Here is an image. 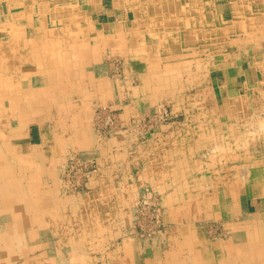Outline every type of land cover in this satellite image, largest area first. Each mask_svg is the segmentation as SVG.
<instances>
[{"label":"crops","instance_id":"obj_1","mask_svg":"<svg viewBox=\"0 0 264 264\" xmlns=\"http://www.w3.org/2000/svg\"><path fill=\"white\" fill-rule=\"evenodd\" d=\"M40 1L41 14L52 11L64 25L27 17L21 4L4 16L0 9V91L3 85L8 95L21 89L2 106L5 154L30 175L41 173V180L49 164L61 172L70 150L104 155L102 177L87 196L57 201L48 234L53 245L44 242L40 249L72 254L53 264H264V0H81L93 19L88 23L77 15L78 0H48L49 8ZM79 26L86 35L78 37ZM111 49L125 58L118 81L96 79L94 64L78 72L83 55L103 61ZM178 59L193 65L183 80L174 78L183 69L172 61ZM108 70L105 65L102 75ZM31 76L55 86L31 90ZM90 87L103 98L116 92L126 123L163 101L184 116L159 128L147 144L124 133L100 144L89 127ZM44 122L52 127L43 130ZM20 138L29 140L28 150L14 147ZM56 184L49 187L58 194ZM144 185L162 194L167 251L160 244L151 252L150 244L125 236L116 240L133 223L126 216L130 188ZM208 220L230 224L227 242L205 237L199 225Z\"/></svg>","mask_w":264,"mask_h":264},{"label":"rangeland","instance_id":"obj_2","mask_svg":"<svg viewBox=\"0 0 264 264\" xmlns=\"http://www.w3.org/2000/svg\"><path fill=\"white\" fill-rule=\"evenodd\" d=\"M43 1L49 8L48 4H50V2L48 0ZM40 2V0H0V9L3 13L2 16H4L6 13H9L12 10H18L17 6L21 4V6L24 5L26 8L25 15H27V17L33 15V17L38 19L44 18L45 20L46 18H50V20L53 21L52 24L56 28H60V26L64 25L63 18L49 15L53 13L52 11H46L42 15L40 9H38L37 6ZM28 4L30 5V7H32L30 10L31 13L30 11L27 12ZM76 5L78 9L77 15L81 18V20L85 21V23H88L89 21L91 22L93 19L91 17V13L86 9L87 3H85V1L83 2L81 0H78ZM78 25H80V23ZM96 33L97 30L95 28L91 30V34L93 36H97ZM77 35L78 37L86 35L84 33V29H82L80 26L78 28ZM110 51V56L103 61L87 59V56L89 55L88 53L87 55H83L85 58L78 60V72H80V69L81 71H83L86 65L94 64L98 72V76H96V79L105 77L107 78V80H112L113 82L118 81V77H122L125 71V58L118 56V54L114 53L115 51L112 49ZM129 55L132 60L135 59L133 53H130ZM172 61L175 63L176 68H183L180 71V75H176L174 78H177L179 80H181L182 78L183 80L185 78V76L182 75L185 71L184 69H187L188 67L191 68V66L193 65H190V63H188L187 61H185L184 64V61L182 59ZM105 65L109 67V70L105 71L102 75V68H105ZM56 69H58V72L60 71V68L56 67L54 70ZM129 70L132 75L135 73L133 68L129 67ZM79 74L77 75L78 81H84L85 77H82ZM17 77L19 81L28 79L27 77H23L22 75H18ZM134 78L136 80L135 84H139L140 81L138 80V77L134 76ZM51 80L53 81V79ZM30 82L31 90L36 89L40 86L45 87L44 85H46V83L44 82L38 83V78L36 76H33V78L31 76ZM36 82L37 84L41 85H37ZM53 86L55 85L49 82V85H46L45 88L48 89L49 87L51 88ZM4 88L5 86L3 85V90L0 91V120H4L2 116L6 115V109L2 107L6 102L5 100L7 98L9 100L12 99V95L18 96V94H21L20 92H17L20 91V89L14 91V94L10 92L8 95ZM12 88L13 87H11V89ZM14 88L16 87L14 86ZM90 89L93 90V96L91 98V101L86 102L89 104L88 107L92 111L89 127L91 126L90 129L93 131L97 142L100 144L105 143V141H107L108 139L120 136L123 133L128 134L129 136L134 138L136 143L147 144L148 142H150L152 134L155 133L159 128H162L165 124L174 120V118L178 119L184 116L180 109L177 111L178 114L176 116L173 112L172 106L168 104L171 101H163L159 102L160 104L158 103L157 106L145 110L140 115L136 116V118H133L130 123H126L121 118L123 103H119L120 98L117 99L118 96L116 92L113 93L111 98H103L102 94L98 95V93L100 92L96 87H90ZM74 96H78V100L82 99L81 95L79 94ZM178 98H181L180 93ZM103 105H108L111 108L106 111L104 120L101 119L100 123V118L98 116L99 114H101ZM39 119L43 120L44 117L41 116L39 117ZM106 120H108L109 123H107ZM50 125L51 124H49L48 122H44L43 124H41L43 130L46 128H50ZM4 131L5 129L2 130V126L0 124V245L4 247L3 249L0 248V264H53L54 258L59 259L61 258V256L63 262H65L64 260H70L72 256L70 252L67 251L62 254L56 253L53 250L54 246H51L47 251H44L40 249V247L44 249V245L40 246V244H44V242H47L53 245V237L48 234L51 232L50 228L53 226L54 221L56 220L53 217L55 216V207L57 205L56 203L57 201H59L56 199H60L61 197L64 198V195L70 197L87 196L88 192H90L91 183L96 179L102 177L104 155L100 152L94 153V151L88 150V155L86 156L84 154L85 151L75 149L70 150L63 156L64 163L62 165L63 169L61 168L60 170L61 172H59L58 165H49L45 170L46 173L45 171H43V174L45 176V178L43 177V179L45 180L44 181L41 180V173L36 172L30 175L23 169L22 164L15 162V160L13 161L10 157H8V155L5 154L8 146L7 143L9 141H7L8 139L5 137ZM28 143L29 140L27 138L15 139L14 147L17 146L21 148L22 146H24V149L28 150ZM10 176L11 178H13L10 179ZM66 181L69 183L67 184ZM55 182H57L56 186L58 190L60 188L63 189H60L61 191L59 190L58 194L56 193V190L54 193L53 188L49 187H53ZM47 183H49V185H46ZM38 184H44V186L38 188L39 190H37L36 187L38 186ZM62 184H64V186ZM45 189L47 190L45 191ZM130 189H133L134 192H131L133 198L130 200V206L126 209V216L128 218H130L131 216L133 223L130 226L126 227L124 233L125 235H121V237L116 240L121 243L123 238L128 237V239L136 240V243L138 244L141 243L142 246H144V244H147V246L148 244H150L149 250L151 252H154V250L157 249L158 245L160 244L163 245L162 250H169V244L164 243L165 241H161L164 238L167 228L170 227L165 219L164 206L161 205L163 198L162 194L158 193V191H156L155 188L150 185L139 186L137 188H134L133 186ZM21 191L23 193H21ZM56 196L59 198L54 199ZM23 214H25L27 217L25 215L23 217ZM158 218H160L162 221L164 219L163 223L158 224ZM226 224L227 226H230V224L226 223V221L224 220H208L202 222L199 226L205 232L206 238L215 242L223 241L225 243L228 241L227 237L229 234L227 232L228 230L226 229L227 227L225 226ZM56 242L59 241H57L56 239ZM118 242H115V244H119ZM111 249H115V245ZM96 254L100 259L106 262L101 252H99V254ZM111 254H115L117 256L119 253L115 251ZM106 255L108 254L106 253ZM108 258L112 259V257ZM46 259H48L47 262L45 261Z\"/></svg>","mask_w":264,"mask_h":264},{"label":"bare ground","instance_id":"obj_3","mask_svg":"<svg viewBox=\"0 0 264 264\" xmlns=\"http://www.w3.org/2000/svg\"><path fill=\"white\" fill-rule=\"evenodd\" d=\"M18 17V16H17ZM23 19V18H22ZM21 19V20H22ZM6 20V19H5ZM19 30V29H18ZM21 30V29H20ZM24 30V29H23ZM112 31V30H111ZM12 32V31H11ZM20 32V31H19ZM220 33V32H219ZM76 35V34H75ZM15 44V43H14ZM1 46V45H0ZM2 57V56H1ZM44 59V58H43ZM49 61H51V60H49ZM112 63V62H111ZM50 65V64H49ZM53 66H55V65H53ZM9 69H10V67H9ZM3 70V69H2ZM6 70V69H5ZM50 70V69H49ZM116 70V69H115ZM37 73V72H36ZM35 74V73H34ZM54 74V73H53ZM136 74V73H135ZM48 75V74H47ZM33 78V77H32ZM48 78V77H47ZM90 78V77H89ZM261 78V77H260ZM54 79V78H53ZM54 81V80H53ZM41 82V81H40ZM78 82V81H77ZM39 83V82H38ZM79 83V82H78ZM36 84H37V82H36ZM76 84V83H75ZM37 85H39V84H37ZM168 85V84H167ZM48 92V91H47ZM2 93V92H1ZM87 98V97H86ZM83 99H85V98H83ZM21 102V101H20ZM19 102V103H20ZM160 104V103H159ZM50 105V104H49ZM98 106V105H97ZM36 107V106H35ZM57 108V107H56ZM164 108V107H163ZM61 109V108H60ZM25 110V109H24ZM55 110V109H54ZM19 111V110H18ZM23 111V110H22ZM161 111V110H160ZM49 112H50V110H49ZM14 113V112H13ZM154 113V112H153ZM115 114V113H114ZM50 116V115H49ZM151 116V115H150ZM160 116V115H159ZM8 117V116H7ZM68 117V116H67ZM96 117V116H95ZM9 118V117H8ZM9 120V119H8ZM16 120V119H15ZM55 123V122H54ZM64 123V122H63ZM154 124V123H153ZM244 124V123H243ZM9 125V124H8ZM67 125V124H66ZM69 126V125H68ZM52 127V126H51ZM117 127V126H116ZM145 128V127H144ZM140 130V129H139ZM23 131V130H22ZM48 136V135H47ZM46 136V137H47ZM8 137V136H7ZM51 140V139H50ZM48 143V142H47ZM65 143V142H64ZM80 144V143H79ZM64 145V144H63ZM14 150H16V149H14ZM96 152V151H95ZM14 153V152H13ZM227 160V159H226ZM50 165V164H49ZM62 167V166H61ZM86 167V166H85ZM66 168V167H65ZM14 169V168H13ZM49 169H50V167H49ZM63 169V168H62ZM16 171V170H15ZM51 171V170H50ZM51 173V172H50ZM57 173H58V171H57ZM56 173V174H57ZM69 173V172H68ZM51 175V174H50ZM66 175H67V173H66ZM69 175V174H68ZM5 176V175H4ZM52 176V175H51ZM64 176V175H63ZM62 176V177H63ZM6 177V176H5ZM54 177V176H53ZM13 178V177H12ZM11 178V176H10V179H12ZM6 179V178H5ZM55 179V178H54ZM256 179V178H255ZM56 180V179H55ZM79 180V179H78ZM0 181H1V179H0ZM65 181V180H64ZM64 181H63V183H64ZM67 182V181H66ZM69 182H67V184H68ZM1 185V184H0ZM63 186H64V184H62ZM66 185V184H65ZM61 186V185H60ZM21 188V187H20ZM67 188V187H66ZM10 189V188H9ZM61 189V188H60ZM61 190H63V189H61ZM71 191V190H70ZM69 191V192H70ZM21 193H23L22 191H21ZM3 195V194H2ZM143 195V194H142ZM20 196H21V194H20ZM9 198H11V197H9ZM31 198V197H30ZM2 199V198H1ZM4 199V198H3ZM16 199V198H15ZM59 201H60V199H59ZM74 201V200H73ZM149 201V200H148ZM18 202V201H17ZM76 202V201H75ZM53 203V202H52ZM70 203V202H69ZM74 203V202H73ZM20 204V203H19ZM59 204V203H58ZM57 204V205H58ZM15 205H17V204H15ZM36 205V204H35ZM56 205V204H55ZM162 206H163V202H162V204H161ZM23 206V205H22ZM23 208V207H22ZM42 208V207H41ZM71 208V207H70ZM236 208V207H235ZM18 209V208H17ZM1 211V210H0ZM65 211V210H64ZM23 212V211H22ZM60 213V212H59ZM40 214V213H39ZM24 215L25 214H23V217H24ZM26 216V215H25ZM37 216V215H36ZM27 217V216H26ZM40 217V216H39ZM162 218H163V216H162ZM20 219V218H19ZM23 219V218H22ZM42 219H43V217H42ZM70 219H71V216H70ZM25 220H27V219H25ZM205 220V219H204ZM17 221H18V219H17ZM41 221V220H40ZM163 221H164V219H163ZM163 221L160 219V218H158V224H160V223H163ZM20 222V221H19ZM17 223V222H16ZM21 223V222H20ZM22 223H25V222H22ZM55 223V222H54ZM165 223V222H164ZM20 225H22V224H20ZM31 225V224H30ZM54 225V224H53ZM17 226H19V225H17ZM226 227H227V224L225 225ZM7 228V227H6ZM24 228V227H23ZM36 228V227H35ZM52 228V227H51ZM50 228V229H51ZM55 228V227H54ZM39 229V228H38ZM65 229V228H64ZM188 229V228H187ZM227 230H228V227L226 228ZM3 230H4V228H3ZM41 230V229H40ZM44 230V229H43ZM47 230V229H46ZM198 230V229H197ZM195 231V230H194ZM221 231V230H220ZM235 231V230H234ZM228 232V231H227ZM20 233V232H19ZM192 233V232H191ZM229 233V232H228ZM13 234V233H12ZM15 235H16V233H15ZM232 235V234H231ZM188 236V235H187ZM4 237V236H3ZM232 237V236H231ZM230 237V238H231ZM194 238V237H193ZM234 238V237H233ZM232 238V239H233ZM16 239V238H15ZM14 239V240H15ZM23 239V238H22ZM190 240V239H189ZM195 240V239H194ZM231 241V240H230ZM234 241V240H233ZM188 242V241H187ZM190 242V241H189ZM17 243V242H16ZM74 245H76V244H74ZM5 246V245H4ZM48 246V245H47ZM187 246V245H186ZM191 246V245H190ZM67 247V246H66ZM188 247V246H187ZM0 248L1 249H3L4 247L3 246H1L0 245ZM26 248V247H25ZM152 248V247H151ZM9 249V248H8ZM68 249V248H67ZM75 249V248H74ZM185 250V249H184ZM77 251V250H76ZM188 251V250H187ZM213 251V250H212ZM193 252V251H192ZM191 252V253H192ZM227 251H225V253H226ZM257 252V251H256ZM43 254V253H42ZM227 254H228V252H227ZM243 254V253H242ZM256 254V253H255ZM226 255V254H225ZM61 256V255H60ZM213 256V255H212ZM9 257V256H8ZM259 257V256H258ZM61 258H62V256H61ZM245 258V257H244ZM248 258V257H247ZM258 259V258H257ZM36 260V259H35ZM185 260V259H184ZM225 261V260H224ZM4 262V261H3ZM60 262V261H59ZM183 263H184V261H183Z\"/></svg>","mask_w":264,"mask_h":264},{"label":"built area","instance_id":"obj_4","mask_svg":"<svg viewBox=\"0 0 264 264\" xmlns=\"http://www.w3.org/2000/svg\"><path fill=\"white\" fill-rule=\"evenodd\" d=\"M109 108H111V107L108 105H103L102 110H101V114H99V116H98L100 118V123H101V119L104 120V117L106 115V111L109 110ZM106 122L109 123L108 120H106ZM110 124H112V123H110Z\"/></svg>","mask_w":264,"mask_h":264}]
</instances>
